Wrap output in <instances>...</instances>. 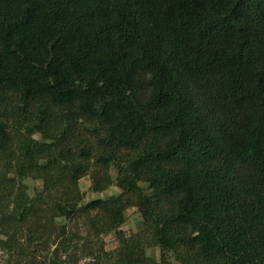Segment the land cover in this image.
<instances>
[{"label": "trees", "instance_id": "1", "mask_svg": "<svg viewBox=\"0 0 264 264\" xmlns=\"http://www.w3.org/2000/svg\"><path fill=\"white\" fill-rule=\"evenodd\" d=\"M0 251L264 264V0H0Z\"/></svg>", "mask_w": 264, "mask_h": 264}, {"label": "rangeland", "instance_id": "2", "mask_svg": "<svg viewBox=\"0 0 264 264\" xmlns=\"http://www.w3.org/2000/svg\"><path fill=\"white\" fill-rule=\"evenodd\" d=\"M26 183L29 185L30 192L31 194L35 193V190L40 189L42 187L41 182L37 181H32V180H27ZM80 187L82 192L84 193L85 196V202L97 199V198H107L113 195H118L121 193V191L115 187L112 186L109 190L102 192V193H94L91 190V181L89 177H85L80 181ZM142 219L138 211L134 208H130L126 211V222L125 224L121 227V229L126 233L130 234L131 232H136L139 228V225L141 223ZM106 241V248L108 250H113L118 246V242L115 239V235L111 234L107 237H105ZM148 254L159 259L160 258V251L159 249H149ZM0 264H15L14 262H10L8 260V256L0 251ZM173 264H179L178 262L173 260Z\"/></svg>", "mask_w": 264, "mask_h": 264}]
</instances>
